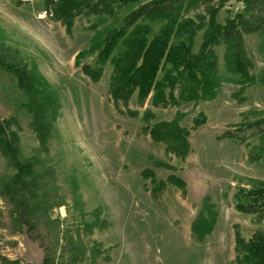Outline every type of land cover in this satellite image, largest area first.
Wrapping results in <instances>:
<instances>
[{"label":"rangeland","instance_id":"obj_1","mask_svg":"<svg viewBox=\"0 0 264 264\" xmlns=\"http://www.w3.org/2000/svg\"><path fill=\"white\" fill-rule=\"evenodd\" d=\"M88 1L94 0H84L67 29L53 14L54 0H0V60L37 73L56 100L46 114L51 126L43 149L24 93L0 65V119H12L18 162H30L22 180L32 182L29 189L13 183L14 168L0 151V264L54 258L68 232L76 237L79 264H235V232L245 240L264 234V219L233 206L238 187L264 182V144L248 128L264 118V33L243 34L251 81H237L225 64V44L214 43L220 85L212 98L151 105L133 92L125 102L114 101L111 61L95 82L80 67L95 66L88 50L94 33L103 36L117 26L133 5L95 12ZM216 5L210 0L184 16H206ZM238 9V2H226L216 21L224 23ZM149 24L155 31L161 22ZM145 111L152 114L147 120ZM173 118L188 132L189 151L181 157L146 133L145 126ZM225 131L235 138L222 137ZM143 169L165 181L160 190L150 191ZM168 174L183 186L167 182ZM205 201L212 204L214 222L200 241L190 226L197 213L206 215ZM20 202L25 211L17 213L13 205L22 207Z\"/></svg>","mask_w":264,"mask_h":264},{"label":"trees","instance_id":"obj_2","mask_svg":"<svg viewBox=\"0 0 264 264\" xmlns=\"http://www.w3.org/2000/svg\"><path fill=\"white\" fill-rule=\"evenodd\" d=\"M27 1V0H19ZM49 3L52 0H43ZM53 14L64 21L69 29L72 18L79 13L84 0H54ZM210 0H94L85 3L95 12L110 13L114 5L123 3L133 5L122 17L121 22L107 30L94 33L90 38L88 50L94 54L95 66L83 64L81 72L91 81H97L106 60L111 61L109 77V95L112 100L125 102L135 92L142 101L148 98L151 105L174 103L176 101L195 102L214 96L220 85L216 74V57L212 50L214 43L226 46L225 64L227 69L238 75L240 83L251 81L247 71L251 65L242 49L243 34L264 33V0H217L216 7H208L207 15L194 13L192 17L184 14L195 10ZM236 1L241 5L232 17L224 23L216 21V12L226 2ZM222 4V6L218 5ZM197 18V21L195 20ZM161 22L155 31H151L149 22ZM202 30L201 41L195 51L192 50L194 37ZM2 68L11 71L17 87L22 90L26 100L23 106L30 112V126L38 144L47 149L51 121L46 114L55 109L56 100L46 89L45 83H38L37 73L24 65L15 66L0 60ZM32 71V72H31ZM55 103V104H54ZM152 114L145 111L142 118L147 120ZM9 121L0 119V151L8 158L14 168L13 183H23L31 188L30 180L22 176L30 173V162H18L16 138L10 131ZM146 133L154 142H163L164 150L175 156H184L189 151L187 130L179 125L176 118L161 120L145 126ZM249 132L259 137L264 144V118L248 125ZM224 138H235L230 131L222 134ZM144 178L152 182L150 191L160 190L165 181L156 179L152 172L143 169ZM166 181L183 186V181L173 174ZM233 206L238 212L253 215L257 221L264 219V182L251 187H238L233 195ZM13 205L17 213L25 211ZM206 210L197 213L191 223L192 234L196 240L212 229L214 213L209 201L203 203ZM61 238V237H60ZM235 264H264V234L255 233L245 240L235 232ZM80 249L75 235L62 234V243L54 258L44 257L41 264H79ZM13 264L19 263L12 261Z\"/></svg>","mask_w":264,"mask_h":264},{"label":"built area","instance_id":"obj_3","mask_svg":"<svg viewBox=\"0 0 264 264\" xmlns=\"http://www.w3.org/2000/svg\"><path fill=\"white\" fill-rule=\"evenodd\" d=\"M45 12H46V11L44 10V11H43V14H45Z\"/></svg>","mask_w":264,"mask_h":264}]
</instances>
